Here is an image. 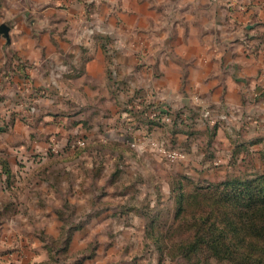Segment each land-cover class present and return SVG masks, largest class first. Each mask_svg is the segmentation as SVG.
<instances>
[{"label":"crops","instance_id":"1","mask_svg":"<svg viewBox=\"0 0 264 264\" xmlns=\"http://www.w3.org/2000/svg\"><path fill=\"white\" fill-rule=\"evenodd\" d=\"M72 1L0 0L10 10L0 11V24L9 27L8 39L0 34V98L14 103L30 101L43 93L35 116L25 122L15 120L9 130L0 132V155H6L3 160L11 170L7 198L16 195L14 185L23 180L27 181L24 191L36 205L42 182L43 210L38 206L33 209L44 213L38 218L48 234L63 223L56 212L62 210L67 192L95 199L96 184L85 189V181H91L97 170L102 173L108 162L119 164L124 159L129 164L132 159L131 164L146 169L145 156L125 157L128 144L122 140L124 135L132 134L141 143L158 138L159 142L172 143L188 152L194 145V136L203 138L207 132L197 114L190 119V130L198 128L195 131L178 123L152 122L150 119L156 118L159 110L186 113L210 107L218 117L236 112L258 116L264 113V0H105L112 5V11H108L111 15L90 18L83 11L63 9ZM91 25L93 32L87 29ZM98 25L117 40L115 47L111 42L104 49L105 36L98 32ZM112 65L119 68V83L124 90L118 89L109 77ZM53 69L57 74H52ZM53 75H58L60 81L50 88L49 76ZM63 93L71 101L60 100ZM56 96L59 102L50 104L47 97ZM149 103L155 104L154 117ZM133 116H139L138 122L134 123ZM225 121L228 118L222 122ZM221 124L214 139L226 151L233 150L232 140L238 139L227 136ZM254 127L247 124L246 131ZM58 132L57 137H79L88 142V150L59 162L66 168L71 164V172L59 168L24 178L16 172V150L24 145L31 152L37 147L44 149L45 141L36 143L38 136L42 134L39 140H45L47 134L52 138L51 134ZM245 134L244 140H252ZM34 158L29 157L28 162ZM84 167L87 172L82 170ZM127 173L134 178L133 173ZM121 174L112 175L116 179ZM94 181L97 183V177ZM30 206L31 201H27L26 207ZM82 209L77 203L75 211ZM85 210L91 212L92 205ZM92 216L90 213L79 226L91 224ZM30 220L33 223V218L25 214L18 222L27 227ZM11 222L8 220V226ZM24 231L25 244L32 249L27 256L17 257L16 264L36 260L39 241L28 229ZM2 232L8 235L7 246L12 245L11 231Z\"/></svg>","mask_w":264,"mask_h":264},{"label":"rangeland","instance_id":"2","mask_svg":"<svg viewBox=\"0 0 264 264\" xmlns=\"http://www.w3.org/2000/svg\"><path fill=\"white\" fill-rule=\"evenodd\" d=\"M99 1L102 4L90 0H73L71 5L64 4L63 9H66L67 12L72 10L83 11L88 18L91 15L105 17L111 15L108 11L109 9L112 11V5H107L105 0ZM13 7L16 9L12 5L11 8ZM5 8L1 2L0 11H10L7 6ZM91 27L94 26L91 25L87 29L93 32L94 30ZM97 28L98 32L105 36L103 37V45L105 47H109L111 42L114 47L117 45V40L113 36L106 34L101 25H98ZM112 68L115 69L117 80H119L118 66L112 65ZM56 72V69L52 70V74H57ZM59 79L58 75L49 76L50 88L54 85H59ZM51 94L53 95L52 92ZM62 95L60 100H70V98L65 97L64 93ZM47 98L50 104H56L59 100L57 96ZM8 103H11V101ZM149 104H151L152 116L155 112L153 109L155 104ZM206 109L208 111L207 115H203L206 110L201 112L200 109H191L193 112H190V110L185 113L189 117L185 123L181 124L185 126V129L189 131L198 129L194 127L190 130V127L193 126V122H190V119L197 114L203 119V123L207 127L205 131L207 132L203 138L194 136V145L192 150L188 152L185 148L168 142V149H179L185 154L183 159H178L174 162L167 161L161 157L157 146L154 145L159 142L158 140L160 139L158 138L149 139L147 143L143 141L142 143L144 144H142L137 139H134L132 134L121 137L128 144V148L124 149L126 151L125 157L145 156L148 164L143 166L146 169H143L137 163L131 164L132 162L130 161L132 159L129 158V164H126L124 159L119 164L108 162L104 166L102 173L97 170L94 175L92 174L93 179H90L91 181H85V189H91L96 184L98 194H96L95 199L94 196L92 198L90 195L74 197L73 193L69 194L67 192V198L63 203L61 212H56L58 215L61 214L63 216V223L60 227H54L50 234H48L44 225H40L41 221L38 217H41L44 213L33 209L38 206L43 210V197L41 196L45 188L43 183L39 184V197L36 200V205H33L34 202L26 194V190L24 191L27 181L19 180L18 183H15L13 192L16 195H10L7 198L9 187H7L6 182L1 180L0 264H16L13 261L17 257H24L30 253L32 246L29 248L28 244H25L24 237L26 233L24 229H28L39 241L35 247L36 260L28 261L26 264H186L179 257L170 258V255L166 254L167 249H164V245L168 242V239L164 237L167 227L175 226L180 219V216L174 217L178 207L176 203L180 188H184L186 192L193 193L195 188L199 185H206L207 182L217 183L234 177L246 179L264 173V113L258 116L257 113L240 115L236 112L232 115L222 114L218 117L212 112L210 107ZM133 117L135 118L134 123L138 122L139 116ZM182 117L185 118L183 115ZM227 118L228 121L222 122ZM218 121L222 123L220 126L224 127L223 129L227 136L229 134L230 137H237V142L232 140L233 150L226 151L214 139L216 133H212V126L214 123L219 125L220 122ZM137 124L134 125L137 126ZM247 124L255 125L252 130L249 128L250 133L246 131ZM38 125L43 126L42 123ZM59 133L51 134L52 138H49L50 135L47 134L45 140L43 138L39 140L43 137L42 134L38 136L39 139L35 138L38 139L36 143L45 141L47 146L44 149L37 147L33 150L34 152H31L26 150L24 145L23 149L16 150L14 154L18 162L16 172H20L23 178L31 174L41 175L48 171L54 172L59 170V168L71 172V164H68L67 167L69 168H66V164L62 165L61 163L60 165L59 162L62 159H67L68 161L74 156L73 151L70 153L69 151L66 152L67 143L79 137H66L64 139L57 137ZM245 133H248L252 140L248 142L244 140L242 134L246 136ZM111 135H114L113 132H111ZM162 136L165 137L164 135ZM260 138L261 140H259ZM3 140H6V138ZM7 140H9V137H7ZM49 152L52 154H49ZM5 156L0 155L2 159ZM29 157H35L34 161L28 162ZM85 169L87 172L88 168L84 167L82 170ZM126 170L131 174L133 173L134 178L131 179ZM115 172H123V174L118 176V178L116 176V179H114L112 174H115ZM152 175L159 177V179H155ZM94 177H97V183H95ZM68 184H70L69 181ZM29 192L31 193V191ZM92 199L94 200L93 202H91ZM77 200L79 201L77 202ZM25 201H31L32 206L30 208L26 207ZM77 203L84 210L75 211ZM90 205H92L93 210L91 212L89 210L86 211L85 209ZM90 213L93 215L91 217L93 222L87 226H79V222L85 221ZM25 214H28L34 220L33 223L30 220L32 224L28 223L27 227L23 223L21 225V222H18L20 216ZM124 217L130 225L122 222ZM10 219H12V222L8 226V220ZM130 219L132 222L129 221ZM74 223H77V225H74ZM32 226L33 228H31ZM3 230L11 231L12 245L9 244L7 246L5 238L8 235L2 232ZM67 234L70 235L68 240L65 238ZM49 257H53L54 260ZM210 264L227 263L212 260Z\"/></svg>","mask_w":264,"mask_h":264},{"label":"trees","instance_id":"3","mask_svg":"<svg viewBox=\"0 0 264 264\" xmlns=\"http://www.w3.org/2000/svg\"><path fill=\"white\" fill-rule=\"evenodd\" d=\"M113 82L124 90L119 80ZM150 107L148 105V109ZM159 111L156 118L150 117L151 121L173 125L183 124L189 118L183 111ZM163 116H169L170 121L162 120ZM9 117L8 123L0 124V132L9 130L18 120L16 112ZM217 126L214 123L212 133ZM81 139L85 142L83 146L71 148L69 141L66 152L73 151L75 156L88 150V142ZM10 174L9 165L0 157V177L5 176L2 180L7 187L11 183ZM177 196L174 217L180 216V219L175 226H168L164 235L168 239L164 249L170 258L179 257L186 264H210L212 260L227 264H264V173L246 179L234 177L217 183L207 182L193 193L180 188ZM59 217L62 220L61 214ZM65 238L68 240L70 235Z\"/></svg>","mask_w":264,"mask_h":264},{"label":"built area","instance_id":"4","mask_svg":"<svg viewBox=\"0 0 264 264\" xmlns=\"http://www.w3.org/2000/svg\"><path fill=\"white\" fill-rule=\"evenodd\" d=\"M110 74H111L113 80L114 79L117 80L116 71L114 68H110ZM42 95H43V93L36 95L35 98L30 100V102H28L27 100L26 101L20 100V101L14 102V103H12V102L8 103L7 101H1L0 102V108L2 107V110H0V124L2 125L5 123H8L10 121L9 114L12 112L17 113V118L20 121L25 122V121L30 120L37 112L36 104H37L38 98ZM207 114H208V112L204 111L203 115H207ZM154 116H155V113L152 115V117H154ZM162 120L168 122V121H170V117L169 116H163ZM84 144H85V142L81 138H77V139L71 141L70 146H71V148H74V147L83 146ZM154 145L157 146L158 152L160 153L161 157L165 158V160H167V161L174 162V161H177L178 159H183L185 157L184 152L179 150V149H168L167 143L157 142ZM67 146H68V143H67Z\"/></svg>","mask_w":264,"mask_h":264},{"label":"water","instance_id":"5","mask_svg":"<svg viewBox=\"0 0 264 264\" xmlns=\"http://www.w3.org/2000/svg\"><path fill=\"white\" fill-rule=\"evenodd\" d=\"M9 27L5 23L0 24V34L8 39Z\"/></svg>","mask_w":264,"mask_h":264}]
</instances>
